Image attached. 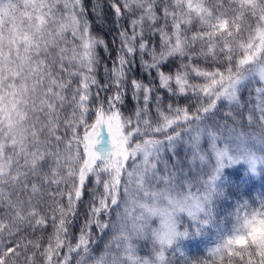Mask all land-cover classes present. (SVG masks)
<instances>
[{
  "label": "snow or ice",
  "instance_id": "1",
  "mask_svg": "<svg viewBox=\"0 0 264 264\" xmlns=\"http://www.w3.org/2000/svg\"><path fill=\"white\" fill-rule=\"evenodd\" d=\"M109 7L114 49L92 34L86 0H0V264H264V236L252 235L264 223L260 196L236 202L231 227L218 230L205 256L174 247L215 223L226 165L245 161L255 173L264 163V0H110ZM100 8L92 6L97 17ZM137 56L151 79H131L134 108L126 114ZM169 65L174 71L165 72ZM104 132L109 147L98 150ZM148 200L186 213L191 229L171 221L157 238ZM49 226L46 242L29 239ZM94 229L114 233L99 257ZM141 240L149 255L138 254Z\"/></svg>",
  "mask_w": 264,
  "mask_h": 264
},
{
  "label": "trees",
  "instance_id": "2",
  "mask_svg": "<svg viewBox=\"0 0 264 264\" xmlns=\"http://www.w3.org/2000/svg\"><path fill=\"white\" fill-rule=\"evenodd\" d=\"M87 8H88V20L90 21L92 34L98 38H104L109 45V48L114 49L118 46V42L116 45L112 44L113 36L115 35V18L112 10L109 7L110 0H86ZM99 3L101 8V16L97 17L92 12L93 4ZM122 23L126 24V21H122ZM153 41L155 43H159V37H153ZM100 57L103 58L101 62V67L97 71V78L101 84L105 82V73L103 71V62L107 59V54L104 50H97ZM116 55L115 51H112V57L114 58ZM146 60L150 62V57L145 56ZM178 63V61H177ZM111 64L109 63V67ZM165 72L174 71V65H169L165 67ZM155 75V73H153ZM137 79L144 83H147L151 76L144 74V69L141 67V62L139 57L137 56L136 63L132 65V70L128 73V80L126 85V103L123 106V111L126 114H131V111L134 108V102L131 98V79ZM77 82L73 81V86H75ZM158 84V82H156ZM99 91L95 87L93 88V92ZM115 91V88H110L107 92L100 91V96L103 99H107L109 95H111ZM161 93L165 96V100H167V93L164 90H160ZM247 92H245V96ZM95 103V100H93ZM181 104L184 103L183 100L180 101ZM69 110L65 111V115L68 114ZM94 120V116L90 115L88 117L89 123ZM79 131H83L80 129ZM179 154L181 157L185 155L183 148L179 150ZM190 155V153L188 154ZM217 184L220 188L224 189V194L219 199L215 201V209H216V218L214 224L204 225L201 231L197 234H190L187 237H178L176 244L174 247H179L184 251V254L190 258H199L201 256H205L206 250L210 247H213L217 242V237L219 235L218 230H226L231 227V217L229 216L230 212L234 211L236 202L239 200L243 203L244 200H248L250 203L257 197H264V168H257V171L254 173L250 170L249 165L244 161H240L236 164H231L226 166L222 170V174L217 181ZM94 187L92 179L87 181L86 188L84 192V196L82 198V202L78 204V211L80 212V219L77 220L72 228V232L74 236L78 234L80 224L84 219V213L88 207V202L90 199V190ZM102 190L98 189V191ZM195 190V189H193ZM258 206V201L253 205ZM0 215H3V209H0ZM178 219L181 221L180 227L183 228L184 224H188L190 229L192 224L194 223L186 213H180ZM153 224L156 223L155 220L152 221ZM53 229L51 226L47 228L46 231L31 233L29 235V239H37V237L42 236L44 241L46 242L47 237L52 233ZM96 232V236L93 237L96 240V243L92 245V252L94 257H99L100 254L105 249V244L111 241L112 236L114 235L111 231H106L105 233H99L98 230L94 229ZM100 235V236H99ZM73 243H75V239H73ZM112 248L115 249V243L112 242ZM188 246H191L188 248ZM138 254L141 256L150 254V244L147 241H137ZM168 255H171L169 253ZM175 259L178 261L182 259L181 254L177 253Z\"/></svg>",
  "mask_w": 264,
  "mask_h": 264
},
{
  "label": "clouds",
  "instance_id": "3",
  "mask_svg": "<svg viewBox=\"0 0 264 264\" xmlns=\"http://www.w3.org/2000/svg\"><path fill=\"white\" fill-rule=\"evenodd\" d=\"M143 203L146 205L144 212L147 215L148 223L157 238L165 236L171 227V221H177L175 227L178 231L181 230L177 212L166 203L158 200H148ZM153 220L156 221L155 224L152 223ZM252 235L254 237L264 236V223L254 224Z\"/></svg>",
  "mask_w": 264,
  "mask_h": 264
},
{
  "label": "rangeland",
  "instance_id": "4",
  "mask_svg": "<svg viewBox=\"0 0 264 264\" xmlns=\"http://www.w3.org/2000/svg\"><path fill=\"white\" fill-rule=\"evenodd\" d=\"M102 135H104L101 139V144H102V147H109V144H108V137H107V133L104 132ZM244 162V161H243ZM226 166H229V165H226ZM225 166V167H226ZM261 166V168H264V163H261V164H258L257 165V168H259ZM224 167V168H225ZM191 246H188V248H190Z\"/></svg>",
  "mask_w": 264,
  "mask_h": 264
}]
</instances>
